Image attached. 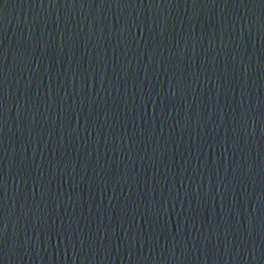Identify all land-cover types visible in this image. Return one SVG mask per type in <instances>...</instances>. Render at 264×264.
<instances>
[{"label": "water", "instance_id": "water-1", "mask_svg": "<svg viewBox=\"0 0 264 264\" xmlns=\"http://www.w3.org/2000/svg\"><path fill=\"white\" fill-rule=\"evenodd\" d=\"M0 264H264V0H0Z\"/></svg>", "mask_w": 264, "mask_h": 264}]
</instances>
